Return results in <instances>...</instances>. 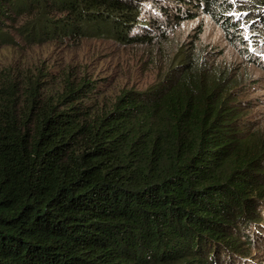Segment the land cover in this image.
I'll list each match as a JSON object with an SVG mask.
<instances>
[{
	"label": "trees",
	"instance_id": "1",
	"mask_svg": "<svg viewBox=\"0 0 264 264\" xmlns=\"http://www.w3.org/2000/svg\"><path fill=\"white\" fill-rule=\"evenodd\" d=\"M200 15L235 67L198 32L110 100L0 74V264H264V0H0V48L153 47Z\"/></svg>",
	"mask_w": 264,
	"mask_h": 264
},
{
	"label": "rangeland",
	"instance_id": "2",
	"mask_svg": "<svg viewBox=\"0 0 264 264\" xmlns=\"http://www.w3.org/2000/svg\"><path fill=\"white\" fill-rule=\"evenodd\" d=\"M198 32L199 52L219 51L222 64L236 66V55L224 42L221 30L209 17L200 15L195 20L173 27L166 38L160 39L153 47L120 46L97 40H82L74 45H53L42 49L29 47L23 52L2 47L0 74L9 68L16 72H26L27 75L29 72L36 75L40 70L48 86L54 83L60 85L69 74L75 79L85 77L90 85L99 87V96L110 100L124 88L144 89L166 66L165 57L172 55L177 46ZM15 38L18 46L24 48L23 42ZM247 73L253 76L263 74L254 67H248ZM263 93V89L252 88L255 98L264 99ZM254 111H259L261 117H264V104H258Z\"/></svg>",
	"mask_w": 264,
	"mask_h": 264
}]
</instances>
